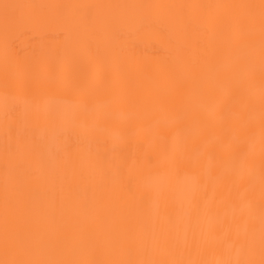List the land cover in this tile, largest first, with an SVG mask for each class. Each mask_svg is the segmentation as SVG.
<instances>
[{"label": "bare ground", "instance_id": "1", "mask_svg": "<svg viewBox=\"0 0 264 264\" xmlns=\"http://www.w3.org/2000/svg\"><path fill=\"white\" fill-rule=\"evenodd\" d=\"M259 2L0 0L34 6L7 29L0 12V259L12 167L14 222L49 256L215 264L234 242L232 259L261 264L259 26L244 22L250 10H187L185 31L181 10L54 7ZM245 240L253 246L238 256Z\"/></svg>", "mask_w": 264, "mask_h": 264}, {"label": "snow or ice", "instance_id": "2", "mask_svg": "<svg viewBox=\"0 0 264 264\" xmlns=\"http://www.w3.org/2000/svg\"><path fill=\"white\" fill-rule=\"evenodd\" d=\"M31 5L0 4V12L3 14L5 27L8 28L14 14L26 8H31ZM57 8L73 9L76 12L86 10L91 15L94 10L99 8H135V7H158L168 10H181L184 12L183 28L187 30L190 25V19L187 16V10L191 9H208L212 7H227V8H245L249 9V14L244 18V22L249 29L254 32L257 24L259 26V64H260V101H261V145L262 157H264V0H260L258 4L247 5H199V4H172V5H93V4H75V5H57ZM248 58L247 64L252 66L256 59V41L250 39L247 43ZM118 55V54H116ZM6 109L8 105H5ZM243 135H250L251 133L243 132ZM45 149L41 147L39 154L42 156ZM6 153L11 156V153L6 149ZM262 181H264V163L261 169ZM12 167L6 168L5 171V186H4V205H3V231H2V247L3 258L0 259V264H152V262H135L122 260H101L95 258H55L46 254V246L37 238H29L14 222L15 202L13 199L14 186L12 184ZM227 240V238H226ZM260 245L262 254H264V206L261 208V231H260ZM234 242H226L225 246L220 249V253L224 259L216 261L215 264H254L250 259H232L230 253L234 247ZM253 246L252 240H245L237 247V255L245 249L250 250ZM63 256V252L59 254ZM264 264V260L261 261Z\"/></svg>", "mask_w": 264, "mask_h": 264}]
</instances>
